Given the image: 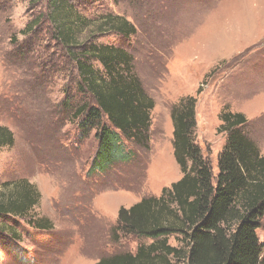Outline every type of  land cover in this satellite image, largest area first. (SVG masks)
<instances>
[{
	"label": "rangeland",
	"instance_id": "1",
	"mask_svg": "<svg viewBox=\"0 0 264 264\" xmlns=\"http://www.w3.org/2000/svg\"><path fill=\"white\" fill-rule=\"evenodd\" d=\"M75 1L78 44L113 46L135 58L134 72L155 103L150 143L126 142L131 160L91 174L97 130L85 129L75 113L93 100L67 50L49 37V20L36 24L49 14L47 0H0V127L14 136L13 146L0 148V185L27 180L40 193L30 218L0 220L20 237L12 243L0 233V264H97L105 255L135 253L138 238L115 240L118 215L181 180L171 110L185 98L197 99L195 142L215 175L226 106L247 117L245 132L264 155V0ZM109 15L126 19L135 34L98 32ZM31 218H47L53 231L33 230ZM258 237L264 243V220ZM178 239L169 245L181 247Z\"/></svg>",
	"mask_w": 264,
	"mask_h": 264
},
{
	"label": "trees",
	"instance_id": "2",
	"mask_svg": "<svg viewBox=\"0 0 264 264\" xmlns=\"http://www.w3.org/2000/svg\"><path fill=\"white\" fill-rule=\"evenodd\" d=\"M74 2L47 0L49 14L36 24L49 20V37L67 50L81 88L93 100V104L78 107L75 116L84 117L85 129L97 130L99 146L90 171L104 173L134 157L126 142L148 148L155 103L134 72L135 58L130 53L113 46L78 44L76 27L82 20L73 9ZM97 28L126 37L135 34L126 19L111 15ZM93 61L104 71L94 69ZM196 107L197 99L188 97L171 110L174 157L183 174L181 180L165 188L160 198H143L119 212L115 240L138 238L136 252L105 255L97 264H264V243L258 237L264 220V155L245 132L249 120L228 106L220 114L219 132L226 133L227 139L215 175L195 142ZM13 144V134L0 127V148ZM39 201V190L27 180L2 183L0 220L30 218ZM32 220L28 225L33 230L54 229L47 218ZM0 233L10 236L12 243L20 240L8 223L0 225ZM173 235L181 247L169 245ZM147 240L149 245L144 243Z\"/></svg>",
	"mask_w": 264,
	"mask_h": 264
}]
</instances>
